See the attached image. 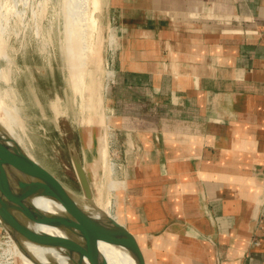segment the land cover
<instances>
[{
  "label": "rangeland",
  "instance_id": "rangeland-1",
  "mask_svg": "<svg viewBox=\"0 0 264 264\" xmlns=\"http://www.w3.org/2000/svg\"><path fill=\"white\" fill-rule=\"evenodd\" d=\"M166 1L98 0L96 8L89 6L95 23L85 32V84L77 89L71 85L64 53L62 0H0V100L4 109L0 115L5 111L21 147L82 199L67 150L74 142L88 174L91 169L96 203L128 231L132 228L129 232L138 245V234L161 238L174 225L191 233L193 221V216L181 213L176 196L168 198L169 182L161 183L167 173L161 166L163 154L161 158L153 151L147 157L152 161L146 162L144 137L134 135V130L145 126V112H161L173 105L161 104L159 88H152L156 100L150 98L151 91L135 81L138 66H133L143 61L142 51H151L149 57L155 63L161 57L157 52L166 51L169 45L175 50L179 32L174 25L170 29L163 23L159 13ZM171 1V10H179L177 0ZM196 41L186 50L212 44L203 32ZM157 65L150 69L154 71ZM133 188H142L143 194H131ZM146 188H151V197L144 193ZM128 206L135 220L126 215L124 219ZM7 234L1 226L0 264H15L4 249ZM113 257L114 264H122L114 252Z\"/></svg>",
  "mask_w": 264,
  "mask_h": 264
},
{
  "label": "crops",
  "instance_id": "crops-1",
  "mask_svg": "<svg viewBox=\"0 0 264 264\" xmlns=\"http://www.w3.org/2000/svg\"><path fill=\"white\" fill-rule=\"evenodd\" d=\"M171 2L159 13L179 32L175 50L157 52L155 63L142 51L133 66L143 67L135 81L150 98L159 88L161 104L173 105L145 112L134 135L144 137L146 162L163 154L161 183L193 221L191 233L174 225L161 238L138 234L145 264H264V0H177L179 10ZM201 32L212 44L186 50ZM127 208L124 219L135 220Z\"/></svg>",
  "mask_w": 264,
  "mask_h": 264
},
{
  "label": "water",
  "instance_id": "water-1",
  "mask_svg": "<svg viewBox=\"0 0 264 264\" xmlns=\"http://www.w3.org/2000/svg\"><path fill=\"white\" fill-rule=\"evenodd\" d=\"M68 155L79 188L82 202L49 171L31 157L21 145L0 127V224L23 253L22 241H40L48 246H59L71 259L82 264H105L103 258L79 248V237L91 242L104 240L125 250L135 264H145L134 236L111 216L98 212L93 190L80 153L71 142ZM34 197H42L61 211L47 213L37 208ZM43 223L62 231L67 237L54 238L33 230L28 223Z\"/></svg>",
  "mask_w": 264,
  "mask_h": 264
},
{
  "label": "bare ground",
  "instance_id": "bare-ground-1",
  "mask_svg": "<svg viewBox=\"0 0 264 264\" xmlns=\"http://www.w3.org/2000/svg\"><path fill=\"white\" fill-rule=\"evenodd\" d=\"M98 3H100L98 2V0H62L63 9L62 8L61 9L63 10V45H64V50H65L64 53L66 56V62H67V67L69 71V79H70V82L72 83L71 85H73L74 88H77V89L82 88V86H84L85 84L86 57L88 55V51H85L87 49L86 40H85V32H86V29L89 30V26H93L95 23V19L93 16L94 14L92 15L93 12L92 10H89V6H92L94 9V7L96 8V5ZM0 110L1 111L4 110L1 100H0ZM3 113H4L3 116L0 115V127L9 136L14 138V136L11 133V129H10L11 127L10 119L7 117V114L5 113V111ZM87 132H88V129H87ZM86 173L90 181L92 178L91 169H89V174L87 170H86ZM73 196L75 197V200H77L78 202H82L81 199H79L75 195ZM94 201L96 203L95 199ZM32 203L37 208H39L40 210L44 212L57 213V214L61 213V211L57 208L56 205L53 204V202H50L49 200L45 198L34 197L32 199ZM96 205L99 208L98 212L107 214L97 203ZM28 224L33 230H36L38 232L41 231V232L47 233L48 235H52L54 238L60 239L63 237H67L62 231L52 227L51 225H47L43 223L35 224L34 222L28 223ZM6 236H7V239H6L7 249L6 248L4 249L6 253L9 254V256L11 255L14 257L15 262H16L15 264H82V263L76 262L75 259L73 260L69 258L64 253V251L61 249V247L59 246L57 247L55 245L48 246L46 244H42L40 241H35V242H28L25 240L22 241V244L24 245V248L27 252V254H25L23 253V251L20 249V247L16 244V242L10 235L7 234ZM76 238L78 239L80 249L86 250L85 252L86 254H88L89 252L99 254L103 258V261L105 264H114L113 252L117 255V258L121 261L122 264H135L133 258L128 254V252L104 240H100V239L96 241L94 240L91 243L88 241H84L83 239L79 237H76ZM6 253L4 254L6 255ZM0 263H1V260H0ZM86 264H89V263L86 262Z\"/></svg>",
  "mask_w": 264,
  "mask_h": 264
}]
</instances>
